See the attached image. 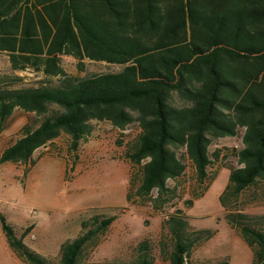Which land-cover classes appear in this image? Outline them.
I'll list each match as a JSON object with an SVG mask.
<instances>
[{"label":"trees","instance_id":"obj_1","mask_svg":"<svg viewBox=\"0 0 264 264\" xmlns=\"http://www.w3.org/2000/svg\"><path fill=\"white\" fill-rule=\"evenodd\" d=\"M0 51L8 52L13 70L61 77L55 84L21 88L0 83V123L16 107L45 115L37 126H24L0 164H32L35 151L63 131L77 147L91 133L93 119L121 128L138 120L142 131L127 156L141 165L140 177L129 190L146 197L154 189L168 190L167 181L185 172L177 149L187 150L204 179L211 138L234 136L244 127L241 166L231 169L220 201L229 223L252 247L253 264H264L263 217L230 210L245 189L264 180V0H0ZM63 55L81 67L89 59L123 68L73 76L62 65ZM114 219L83 221V232L61 245L58 264H81L87 245ZM2 223L18 257L53 264L3 216ZM165 225L173 242L170 264H188L200 235L210 236L189 231L179 214ZM138 251L129 262L90 264H155L148 240Z\"/></svg>","mask_w":264,"mask_h":264},{"label":"rangeland","instance_id":"obj_2","mask_svg":"<svg viewBox=\"0 0 264 264\" xmlns=\"http://www.w3.org/2000/svg\"><path fill=\"white\" fill-rule=\"evenodd\" d=\"M3 57L0 56V60ZM5 59V58H4ZM62 56L69 75L119 71L121 64ZM59 76L46 77L33 68L0 70V83L11 88L55 84ZM176 104H183L174 97ZM134 115H137L134 113ZM45 115L16 107L0 123V156L23 134L25 125L37 126ZM92 131L77 147L72 137H59L38 148L33 163L0 164V264H29L17 256L3 229L2 216L14 227L18 237L48 261L58 264L61 245L83 232L82 222L92 217L115 216L106 232L99 233L85 248L81 264L134 260L140 242L148 240L155 264H170L172 239L166 221L174 214L184 216L188 230H204L193 248L188 264H253L254 252L240 230L226 216L220 195L230 181L231 169L241 166L238 152L244 147V127L234 136L211 138V164L208 175L200 179L187 150L177 149L186 165L185 172L167 181L168 190L154 189L140 197L129 190L140 177L141 165L131 161L127 151L141 133L138 120L121 128L109 120H91ZM133 194L128 199V192ZM230 210H241L264 220V180L259 179L243 191ZM28 230V231H26ZM26 231V233H25ZM25 234V235H23Z\"/></svg>","mask_w":264,"mask_h":264},{"label":"crops","instance_id":"obj_3","mask_svg":"<svg viewBox=\"0 0 264 264\" xmlns=\"http://www.w3.org/2000/svg\"><path fill=\"white\" fill-rule=\"evenodd\" d=\"M0 56L3 57L2 60H0V70L5 68V66H10L11 67V62H10V57H9V54L8 52H5V51H0ZM5 58V59H4ZM15 70V69H14ZM18 69H16L15 71H17Z\"/></svg>","mask_w":264,"mask_h":264}]
</instances>
